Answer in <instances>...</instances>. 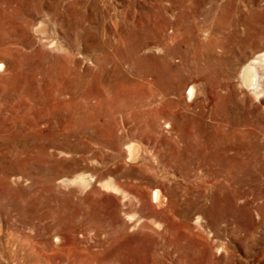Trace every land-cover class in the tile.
Returning a JSON list of instances; mask_svg holds the SVG:
<instances>
[{
  "label": "rangeland",
  "instance_id": "1",
  "mask_svg": "<svg viewBox=\"0 0 264 264\" xmlns=\"http://www.w3.org/2000/svg\"><path fill=\"white\" fill-rule=\"evenodd\" d=\"M8 6L15 49L0 72V264H140L116 256L132 243L152 264H264V93L241 81L244 65L264 54V0ZM24 55L44 66L24 81L33 89L6 90ZM218 124L231 134L230 153L238 145L260 156L225 181L182 157L192 139L219 137ZM129 143L140 148L132 160L121 156ZM155 186L182 213L150 202ZM210 191L215 206L196 200ZM184 217L176 245L167 221ZM122 223L124 245L108 241ZM99 254L115 259L91 258Z\"/></svg>",
  "mask_w": 264,
  "mask_h": 264
},
{
  "label": "bare ground",
  "instance_id": "2",
  "mask_svg": "<svg viewBox=\"0 0 264 264\" xmlns=\"http://www.w3.org/2000/svg\"><path fill=\"white\" fill-rule=\"evenodd\" d=\"M11 0H0V72L4 71L7 67L6 65V58L8 57V53H12V50L15 49L11 46V41H12V37H11V32L9 33V31L13 30V26H10L7 24V15H8V3ZM6 4V5H5ZM12 5V4H11ZM10 15V14H9ZM11 17V16H10ZM14 18V17H13ZM10 22V21H9ZM37 23V22H36ZM40 23V22H39ZM11 24V23H10ZM12 25V24H11ZM17 26V25H16ZM22 28V27H21ZM34 30L37 31L39 29V24H35L33 26ZM46 34V33H44ZM44 37V36H43ZM14 43V42H13ZM22 46V45H21ZM17 48V47H16ZM18 50V48L16 49ZM20 50V49H19ZM21 52V51H20ZM23 53V52H22ZM38 56V55H37ZM40 57V56H39ZM264 54H259L257 57L253 58L252 60H250L248 63H246L242 69V73H241V81L243 83L244 86H246L247 88H251L252 91L254 92V94L258 97L260 95H262L264 93V90H262L263 86H264V67L262 65L261 59H263ZM25 55L22 58V62L23 64H21V66L17 69V71H15V73H13L12 77L10 78V80H7L6 77L4 78V88L6 90H19L17 87L19 88H23V89H28L32 88L30 85H25L24 81L27 80V82L29 81V78L32 79V76H29L28 74L33 75V73L41 70L44 66L41 65L39 63V61H30L29 58L24 60ZM24 60V61H23ZM52 63V64H51ZM49 65L50 69L55 68L58 64L57 61H53L51 62ZM114 69V68H113ZM11 75V74H10ZM1 76V75H0ZM34 79V78H33ZM32 81V80H31ZM12 85H11V84ZM33 84V83H32ZM101 84V83H100ZM2 86V85H1ZM38 87V86H37ZM33 89V88H32ZM145 91V90H144ZM150 93L153 92V90H149ZM148 91V92H149ZM187 91V90H186ZM30 92V91H29ZM199 92V91H198ZM32 93V92H31ZM30 93V94H31ZM183 93V92H182ZM194 90H189V92L187 93V97L186 99H191L193 96ZM197 94V93H196ZM27 95V94H26ZM154 95V94H152ZM153 97V96H152ZM151 97V98H152ZM195 97V96H194ZM27 99V98H26ZM208 100V99H207ZM206 100V101H207ZM99 101V100H98ZM103 101V100H102ZM74 102V101H73ZM186 102V101H185ZM205 103V102H204ZM97 107V106H96ZM215 117V115H214ZM224 117H228L230 118L231 116H226L224 114ZM29 118V117H28ZM231 121V120H230ZM169 122V121H167ZM172 123V122H171ZM234 123V122H233ZM246 123V122H245ZM70 124V123H69ZM166 126H169V123L165 122ZM222 125L218 124L217 127L215 128L217 132H219V137H217L216 135L212 138H210L208 141V143L206 144H202L199 143L197 140L192 139L193 141L188 142V145L186 146V156H183L184 154H182V157L184 159V161L187 163V166L190 163H196L197 167H203L204 165L208 166L211 170V174L215 177H213L214 179H218V178H222L223 180H229L232 175L234 174V172L242 169V168H251L254 165H256L257 162L260 161V156L258 154L252 156V159H248V153L247 151H245L246 147L244 146H235L234 147V152L230 153L228 150L229 148H231L232 145V140L230 137V133L228 132H224L223 128H221ZM233 128V127H232ZM238 128L237 126H235V129ZM218 129H220L221 131H218ZM232 131V130H231ZM237 131V130H236ZM235 131V132H236ZM238 132V131H237ZM236 132V133H237ZM189 135V134H188ZM242 135V134H241ZM240 139V138H239ZM184 142V141H183ZM249 143V142H247ZM246 143V144H247ZM252 145V143H251ZM257 150V149H256ZM74 152V151H73ZM140 153V148L139 145L137 143H129L127 145H124L123 150L121 152V156L125 159H135L137 157V155ZM230 153V154H229ZM253 153V152H252ZM44 154V153H43ZM246 154V155H243ZM42 155V154H41ZM73 157V156H72ZM9 158V157H8ZM262 162V161H261ZM217 163V164H215ZM188 168V167H187ZM43 173V172H42ZM209 174V175H211ZM239 174V173H237ZM48 175V174H47ZM210 177V176H209ZM211 180V179H210ZM224 180V181H225ZM50 181V180H49ZM219 182V181H218ZM217 183V182H216ZM224 184V183H223ZM216 185V184H215ZM217 186V185H216ZM51 187V186H50ZM213 188V187H212ZM217 189V188H216ZM219 189V188H218ZM221 191L223 192V195H226L225 192V185H221L220 186ZM219 189V190H220ZM229 189V188H228ZM214 191V190H213ZM209 192L207 194H203L202 196H198L196 200H200V199H210L211 200V204L213 206H215L218 203V197H216V193L215 192ZM217 191V190H216ZM218 193V191H217ZM229 195V194H228ZM226 197V196H225ZM190 199V198H189ZM166 200L167 204H170L171 202V208H170V212L172 215L177 216V214L180 212L182 213V211L178 209H174L173 207L175 205V203L177 204V199L168 197L166 193H164L162 191L161 188H159L158 186L153 187V189L151 190L150 193V202L154 203L155 206H160L162 203H164V201ZM168 200V201H167ZM59 201V200H58ZM165 202V203H166ZM75 203V201H74ZM77 204V203H76ZM60 205V204H59ZM67 205V204H66ZM132 205V203H131ZM129 205V206H131ZM148 203H144V205H141V207H148ZM70 206V205H69ZM68 206V207H69ZM72 206V205H71ZM165 206V205H164ZM177 206V205H176ZM198 207L199 205H194V207ZM66 207V206H65ZM153 207V206H152ZM61 208V207H60ZM77 208V207H76ZM145 208V209H146ZM165 208V207H164ZM75 209V208H74ZM78 209V208H77ZM86 209V208H85ZM152 209V208H151ZM185 209V208H184ZM166 210V209H165ZM169 210V209H168ZM74 211V210H73ZM87 211V210H86ZM157 211V210H156ZM161 211V210H160ZM152 212V211H151ZM158 212V211H157ZM167 212V211H166ZM186 212V211H185ZM137 213V212H136ZM160 213V212H158ZM33 214V213H32ZM87 214L89 215V220L87 221V223H91L92 225H95L97 227H100L101 225L96 224L97 222L93 219V215L91 213H89V211H87ZM188 214V213H187ZM99 215V214H98ZM169 215V214H168ZM166 215V216H168ZM156 216V215H155ZM64 217V216H63ZM139 217V215H138ZM173 217V216H172ZM200 217V216H199ZM189 218V216L187 217ZM187 218H179V220H174V218L172 220H169L167 222H169V227L167 230H170V232L172 233V236L170 238V240H173V242L178 245V239L182 236V232H181V228L182 227H189L188 225L185 224L186 219ZM178 219V218H177ZM164 220V219H163ZM143 221V220H141ZM166 221V220H165ZM149 222V221H147ZM152 222V221H151ZM163 222V221H162ZM145 223V222H144ZM142 224V226H145V224ZM158 226V224H157ZM167 227V225H166ZM152 228V227H151ZM126 226L123 225V223L120 225L119 229H116V235H112L108 237V241L110 242H114L116 241L117 243H121L124 245L123 239L126 238ZM165 229V228H164ZM166 231V230H165ZM138 237V236H137ZM162 237V236H161ZM59 238V237H58ZM56 236V240L58 239ZM72 238V237H71ZM133 238V237H132ZM55 240V241H56ZM75 238L71 239V242L74 243ZM81 240V239H80ZM58 241V240H57ZM61 241V240H60ZM78 241V240H77ZM47 242V241H46ZM109 242V243H110ZM126 242V241H125ZM171 242V241H169ZM38 243V242H37ZM48 243V242H47ZM72 243V244H73ZM128 243V242H127ZM59 244V243H57ZM79 244V243H78ZM163 244V243H162ZM173 244V243H172ZM53 245V243H52ZM56 244H54L55 246ZM128 245V244H127ZM138 245V244H137ZM135 243H132V247L129 250H125L124 247V252H118L116 254V256L119 258V260L122 261L125 260V258L129 257L128 259H134L135 263L138 262L141 263L140 264H145L143 263V260H145V258L147 257L149 259V264L153 263V260L155 259L154 256H152V254L150 252H148L147 254H143L142 253V249L140 248V244L137 246ZM155 245V244H154ZM159 245V244H158ZM75 246L76 245V240H75ZM73 249L77 250L78 248L75 247ZM137 246V247H136ZM167 245H165L166 247ZM172 246V245H171ZM40 247V245H39ZM49 247V246H48ZM130 247V246H129ZM151 247V246H150ZM119 248V247H117ZM122 248V247H121ZM146 248V247H145ZM163 248V246H162ZM176 248V247H175ZM174 248V249H175ZM40 249V248H39ZM148 249V248H147ZM154 249V248H153ZM44 250V249H42ZM122 250V249H121ZM156 250V249H155ZM166 250V249H165ZM40 251V250H39ZM82 251V250H81ZM147 251V250H146ZM153 251V250H152ZM83 252V251H82ZM133 253L132 254H130ZM135 252L136 254H142V256H139L138 258H136L135 256ZM157 253V251H155ZM125 253V254H124ZM38 254V253H37ZM130 254V255H129ZM182 255V254H181ZM38 256V255H37ZM45 256V255H44ZM92 255H90L89 257H91ZM144 256V258H143ZM81 259L84 260V258H82V255L80 256ZM45 258V257H44ZM92 259L98 258L101 261H108V260H112L114 261L115 259V254H109L108 256H105L103 254H99L97 257L96 256H92ZM157 258V257H156ZM157 260V259H156ZM128 261V260H126ZM159 261V260H158ZM148 262V261H147ZM159 264V262H157ZM156 263V264H157ZM168 263V262H167ZM126 264V262H125ZM132 264V263H131ZM137 264V263H136ZM148 264V263H147Z\"/></svg>",
  "mask_w": 264,
  "mask_h": 264
}]
</instances>
